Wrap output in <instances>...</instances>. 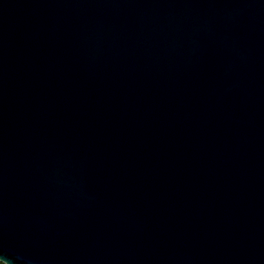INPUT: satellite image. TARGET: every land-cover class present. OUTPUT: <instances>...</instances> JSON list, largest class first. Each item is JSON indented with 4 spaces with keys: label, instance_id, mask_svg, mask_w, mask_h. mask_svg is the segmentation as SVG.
Masks as SVG:
<instances>
[{
    "label": "water",
    "instance_id": "water-1",
    "mask_svg": "<svg viewBox=\"0 0 264 264\" xmlns=\"http://www.w3.org/2000/svg\"><path fill=\"white\" fill-rule=\"evenodd\" d=\"M2 264H264V0H0Z\"/></svg>",
    "mask_w": 264,
    "mask_h": 264
},
{
    "label": "rangeland",
    "instance_id": "rangeland-1",
    "mask_svg": "<svg viewBox=\"0 0 264 264\" xmlns=\"http://www.w3.org/2000/svg\"><path fill=\"white\" fill-rule=\"evenodd\" d=\"M0 264H2V263L0 262Z\"/></svg>",
    "mask_w": 264,
    "mask_h": 264
}]
</instances>
